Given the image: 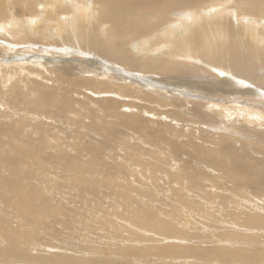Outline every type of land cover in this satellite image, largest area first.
I'll return each mask as SVG.
<instances>
[{
  "label": "bare ground",
  "instance_id": "6f19581e",
  "mask_svg": "<svg viewBox=\"0 0 264 264\" xmlns=\"http://www.w3.org/2000/svg\"><path fill=\"white\" fill-rule=\"evenodd\" d=\"M0 61V95L5 90L9 100L0 110V129L24 107L32 112L33 124L41 118L37 131L46 132L56 126L47 116L60 115L36 110L35 104L68 102L73 111L81 110L75 131L86 133L94 116L105 131L100 145L118 146L130 156L139 150L133 140L148 147V161L129 159L126 165L148 181L149 173L153 180L163 178L159 191L154 185L134 188L126 180L120 194L139 190L150 200L162 198L166 206L167 199L185 200L186 191L185 210L221 218L208 224L211 233H200L187 220L171 226L156 223V218L166 222V216L145 203L134 224L142 237L128 228L116 230L115 241L128 248L115 254H105L99 244L73 243L67 230L71 217L59 223L54 216L46 219L54 229L45 236L17 235L0 220V264H161L164 259L174 264H264V159L255 152L264 158V146L261 151L252 148V140L264 141V0H0ZM9 65L25 71L24 79L11 82ZM83 102L87 109L82 110ZM104 121L114 126L109 130ZM160 125L165 135L158 140L164 130ZM211 134H218L213 144L205 138ZM157 149L159 157H153ZM100 165L113 178L125 172L113 166L111 152ZM207 166L218 169L217 177L245 182L230 193L236 206L208 195ZM20 186L14 184L12 191ZM26 187L23 195L32 193ZM154 203L159 207L160 202ZM173 203L167 212L177 205ZM80 211L72 202L66 214ZM116 214L118 222L129 225L122 220L125 213ZM176 215L169 216L171 223ZM178 226L187 233L176 231ZM217 226L225 228L218 231ZM60 229L65 234L57 233ZM136 243L140 248H133Z\"/></svg>",
  "mask_w": 264,
  "mask_h": 264
},
{
  "label": "rangeland",
  "instance_id": "374dc122",
  "mask_svg": "<svg viewBox=\"0 0 264 264\" xmlns=\"http://www.w3.org/2000/svg\"><path fill=\"white\" fill-rule=\"evenodd\" d=\"M57 4L61 3L57 1ZM191 11L192 14H195L193 10ZM6 26H8V24ZM6 67L12 70L11 82L24 79L25 71L22 74L19 70L17 71V68L13 65ZM26 80H28L27 76H25V81ZM20 83L21 82H19V84ZM3 91V94L0 95V110L6 106V102H9L5 90ZM87 105V102H83L81 105L82 110L87 109L85 108ZM35 109L39 111L45 109L48 113L57 112L60 116H55L53 118H49V115L47 116L48 120L55 121L56 126L48 129L46 132L37 131L39 129L38 123L41 118H35L38 122L33 124L34 119L33 114H31L32 112L29 111L28 113L27 110L30 109L22 107L23 111H19L16 115L9 116L6 120H8L10 124L0 129V220L6 223L5 226L10 232H14L17 235L24 233L29 236L36 234L45 236L51 229H54V227L49 225L50 222L48 224L46 223V219H51V216H54L55 221L59 223L61 219L63 220L71 217V219H74V222L72 226L67 227V230L73 237V243L77 244L78 242L83 246L99 244L101 247L103 246L102 248L105 250V254H115L116 249L128 248L115 241L114 232H116V230L123 232L128 228V230H132L130 232H134V235H139L140 238L142 237L141 229L134 224L137 223V213H140L141 210H146L145 203H149L151 209L159 215L166 216V222H162L159 218H156V223H165L171 226L177 221L183 223L187 220L191 223L189 226L191 230L200 233L204 231L211 233L213 228L208 224L221 222V218L214 214L213 216L211 214L205 215L203 214L204 212L197 209L191 211L188 209L185 210L184 202L187 200L186 191H183L185 200H182V198L167 199V205H169L170 202L177 204L175 206L173 203L174 207L168 212L166 210L167 205L165 206L162 198H159L160 201L155 200L157 196L150 200L139 190L136 191L137 194L119 193L120 189L125 187L126 180L132 182L134 188L138 184L142 186L137 188H148L150 185H154L157 186L158 191L161 182L164 181L163 178H161V181L153 180V175L151 173H149L151 177H148L151 181H148L146 177L139 175V172L135 171V167L127 168L126 164L129 159H136L138 162L148 161V154L146 153L148 147L143 145V142L139 141L140 139L137 142L133 140L139 147L138 154L134 156L125 155L127 153L122 154L124 152L120 151L118 146H114L110 149L109 146L104 147L98 143L101 141V136L105 131L102 130L103 128H100V123H98L99 120L96 121L94 116L89 118L90 129H87L86 133L72 129L75 123H79L81 115V110H78V112L73 111L72 104L68 102H66V104L58 103L50 106H37L35 104ZM60 109L63 111L60 112ZM238 114L240 116H245L243 112H238ZM101 118L104 119L107 117L103 114ZM217 118L219 119L220 117ZM167 120L168 118L166 117L165 121ZM237 120L240 121V119ZM104 122L105 125L110 127L109 130L114 126L113 122ZM117 122L118 119L115 118L114 123ZM160 127H163V125H160ZM164 131L165 129L159 131L156 139L160 140V137L165 135ZM176 133L177 135L180 134L178 131H176ZM184 136L188 137L189 135L184 132ZM217 136L218 134H211L207 135L205 138L208 143L213 144L214 141L218 140ZM38 141H41V147L37 146ZM54 141H57V143L55 144ZM78 142L84 143V146L78 145ZM252 143V148H259L260 151L264 146L263 140H252ZM110 152L113 166L125 170L120 177L122 180L118 177L113 178L108 175L105 172L108 168L103 170L100 165L101 160L104 164L108 161ZM255 152H257V156H260L257 158L263 162L264 158L262 153L259 151ZM197 154H202V152L197 150ZM151 155L153 157H159V150L152 151ZM196 160L199 162L197 157ZM142 165L146 167V163H142ZM174 165L172 164V167H174ZM188 165L191 166L190 164ZM197 165L201 167L200 164ZM206 168L211 173L205 179L206 184H208L206 187L208 195H210L211 198L217 197L220 199H217V202L220 201L219 204L221 202L222 204L223 202L230 204L231 202L232 205L236 206L237 204L234 201L236 199H233L230 193L232 189L240 191L241 184H245V182L242 181L241 183L239 179L234 177H217L215 172L218 171V169H215L216 167L212 169L207 166ZM131 170H133L136 175L131 173ZM139 170L141 174L146 173V169L139 167ZM115 175H117V172ZM17 183L21 185L19 190L12 191L13 185ZM25 184L30 185L32 193L22 194L24 190H27V187L24 189ZM231 186L232 188H230ZM254 186L257 185L255 184ZM167 189L170 191L169 186ZM86 190L89 192H85ZM194 191L200 192L198 189ZM172 195L175 197L174 194ZM76 197H81V199L74 200ZM163 198H165V196ZM37 201L38 203H35ZM72 202L77 203L81 211L75 212V214L73 212L71 214H66V209L71 208ZM154 202H160L159 207H157ZM250 202L251 201H249V203ZM200 205V209L204 207L206 210L205 203H200ZM119 210L126 214L122 220L127 221L129 225L117 221L116 211ZM175 214H177L175 218L176 221L171 223L169 216ZM196 221L198 223L201 221L203 225L197 224ZM162 224H160V226H163ZM38 226H48V228L39 229ZM206 226L208 227L207 230H205ZM228 227L232 228V226ZM217 228L219 229L218 231H220L222 228L224 229L225 226H217ZM37 230L42 232H38ZM175 230L187 233V230L179 226ZM57 233L65 234V230L60 229ZM118 244L121 246L118 247ZM132 246L133 248H140L137 243L135 246ZM37 249L38 252L43 251L40 250V248ZM35 251L36 250H33V253ZM54 252L55 251H51L50 254H54ZM145 253L148 254L147 252ZM145 253L144 255H146ZM130 256L132 259L136 257L132 252H130ZM140 257L143 256L140 255ZM152 257L156 256L152 255ZM110 258L112 259L114 257L111 256ZM125 262H121L120 260L117 261V264ZM7 263L38 264L36 262L23 260ZM168 263L174 264L171 260L165 262V259L161 264Z\"/></svg>",
  "mask_w": 264,
  "mask_h": 264
}]
</instances>
